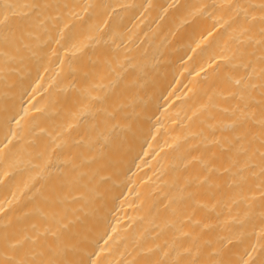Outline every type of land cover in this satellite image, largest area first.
Returning <instances> with one entry per match:
<instances>
[{
	"label": "bare ground",
	"instance_id": "6f19581e",
	"mask_svg": "<svg viewBox=\"0 0 264 264\" xmlns=\"http://www.w3.org/2000/svg\"><path fill=\"white\" fill-rule=\"evenodd\" d=\"M0 264H264V0H0Z\"/></svg>",
	"mask_w": 264,
	"mask_h": 264
}]
</instances>
